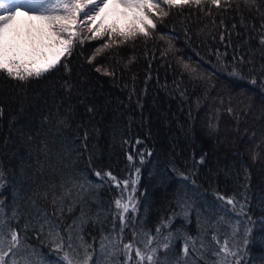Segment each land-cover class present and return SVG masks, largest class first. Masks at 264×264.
<instances>
[{
	"label": "trees",
	"instance_id": "16d2710c",
	"mask_svg": "<svg viewBox=\"0 0 264 264\" xmlns=\"http://www.w3.org/2000/svg\"><path fill=\"white\" fill-rule=\"evenodd\" d=\"M164 10L170 15L153 17L157 28L148 38L108 49L107 36L82 38L40 78L21 83L0 73V199L11 215L16 203L24 208L27 197L75 177L84 189L73 194L71 212L65 204L61 232L66 236L63 230L84 215L89 252L99 251L103 236L122 237L111 264H125L123 244L129 242L127 264H139L135 248L147 251L148 236L155 237L150 247L158 248L159 264H224L225 254L216 253L234 241L239 219L249 230L244 264H264V45L258 34L264 0L251 10L242 0L227 10L208 4ZM97 171H110L116 181L99 180ZM180 173L189 179L182 182ZM129 195L137 210L121 232L114 201ZM229 198L238 201L235 209ZM38 204L52 214L51 194ZM25 244L43 264H65L64 251L31 231ZM96 264H105L101 256Z\"/></svg>",
	"mask_w": 264,
	"mask_h": 264
},
{
	"label": "snow or ice",
	"instance_id": "6c2138e0",
	"mask_svg": "<svg viewBox=\"0 0 264 264\" xmlns=\"http://www.w3.org/2000/svg\"><path fill=\"white\" fill-rule=\"evenodd\" d=\"M242 3L244 7L251 10L256 8L257 0H242ZM205 4L227 10L232 8L233 0H0V73L21 83L32 78H40L57 69L63 62V58L70 56L74 47L84 42L81 37L85 32L89 34L87 39L107 36L108 42L104 43L103 49H108L113 45L135 40L139 36L150 37L157 28L153 17L162 19L170 15V11L164 10V5H167L169 9L196 7L203 10ZM261 29L264 30V24L261 25ZM258 34L260 44L264 45V31ZM223 39L221 35V40ZM100 51L102 49H97V54ZM89 59L91 62L92 58ZM65 67H67L66 64ZM88 110L92 111L91 108ZM2 111L0 109V114ZM231 111L230 108L229 112ZM61 124L65 122L61 121ZM84 140H87V132L84 133ZM132 159L133 157L129 155L128 160ZM200 163H203V158ZM180 175L183 178L182 182L189 179L183 173ZM95 176L101 181L105 176L109 180L116 181V177L110 171L103 175L97 171ZM89 183L92 182L89 181ZM136 183V180L131 181L133 193L136 190ZM123 184L124 190H127L129 182L125 180ZM4 185L5 174L0 171V189H3ZM116 186H120L119 181L116 182ZM57 187L60 189L59 194ZM83 189L84 185L76 183L75 177L72 180H61L58 185L53 182L42 193L27 197L24 208L16 203L11 209V215H8L5 201L0 199V264H43V258L36 254L35 248L25 244L29 231L35 238H43L56 251H64L65 264H74V262L75 264H96V256H101L105 264H111L112 258L121 251L119 245L122 243V237L110 239L108 236H103L99 251L89 252L92 245L88 244L81 234L83 225L87 223L84 215L81 216L79 224L74 221L73 225L63 230L67 233L66 236L61 232L58 221L63 216L65 204L69 205L68 211L71 212L73 194L79 195ZM49 194H51L53 208L51 215L38 204L40 199L47 201ZM177 194L179 195V192ZM237 202L231 198L226 201L234 209ZM114 205L117 209L116 219L119 220L121 232H123L130 222L129 214L134 215L137 210L134 197L129 195L127 201L117 198ZM240 208L243 216L250 221L251 218L244 211L243 204ZM22 218L24 228L20 229L19 223ZM248 231L246 220L239 219L234 241L231 244L226 241L216 253L217 256L220 253L225 254L224 264H229L228 257H231L235 264H244L241 253L248 244ZM156 232L160 233L159 227ZM136 235L138 233H134V237ZM154 239L155 237L148 236V244L145 245L147 251L140 247L135 248V258L139 264H144L145 260L148 264H159L158 248L150 247ZM77 240L80 241L79 245L76 243ZM164 240L168 241V237H164ZM212 240L219 243L215 235L212 236ZM105 241L108 243L105 244ZM203 247L201 243V248ZM169 248V242L163 243L164 250ZM132 250V242L123 244L125 264L133 258ZM191 251H198L194 240L191 241ZM189 252L190 243L186 241L183 247L184 257H188ZM57 264L60 262L57 261Z\"/></svg>",
	"mask_w": 264,
	"mask_h": 264
},
{
	"label": "rangeland",
	"instance_id": "374dc122",
	"mask_svg": "<svg viewBox=\"0 0 264 264\" xmlns=\"http://www.w3.org/2000/svg\"><path fill=\"white\" fill-rule=\"evenodd\" d=\"M88 35H89V34L85 32V33H83V36H82L81 38H85V39H87L86 37H87ZM105 37H106V36H105ZM105 37H102V38H99V39H89V40H90V41H91V40H103ZM89 40H88V41H89Z\"/></svg>",
	"mask_w": 264,
	"mask_h": 264
}]
</instances>
